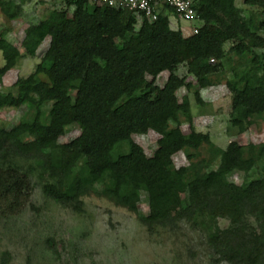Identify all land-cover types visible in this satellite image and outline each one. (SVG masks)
Here are the masks:
<instances>
[{"label":"trees","instance_id":"16d2710c","mask_svg":"<svg viewBox=\"0 0 264 264\" xmlns=\"http://www.w3.org/2000/svg\"><path fill=\"white\" fill-rule=\"evenodd\" d=\"M243 4L246 10L235 0H192L201 25L188 36L171 27L174 12L165 5L136 29L133 13L95 0H64V9L28 26L23 54L3 31L0 85L20 58L33 59L46 39L49 44L31 74L0 91V111L24 107L30 114L0 125V207L19 212L38 174L43 195L76 214L91 194L116 206L127 200L148 234L180 227L196 233L210 264H264V143L217 147L194 129L188 96L194 89L195 105L204 107L200 90L224 85L229 130L243 134L264 122V0ZM0 10L8 21L21 13L9 0H0ZM180 67L194 82L177 75ZM164 72L168 78L158 87ZM180 89L187 91L181 99ZM72 126L79 136L60 144ZM149 131L159 136L150 157L134 142ZM179 153L187 164L173 169ZM236 171L241 185L228 180ZM143 195L146 215L139 210ZM177 203L182 208L174 215ZM218 220L228 226L220 229ZM11 260L0 251V264Z\"/></svg>","mask_w":264,"mask_h":264},{"label":"rangeland","instance_id":"374dc122","mask_svg":"<svg viewBox=\"0 0 264 264\" xmlns=\"http://www.w3.org/2000/svg\"><path fill=\"white\" fill-rule=\"evenodd\" d=\"M9 1L13 7L20 8L21 13L17 19L8 21L0 10V34L5 31L6 40L18 48L21 54V42L26 28L42 20L50 11L64 9V0ZM243 3L244 0H235L238 8H244ZM160 6L164 5L160 4L156 12ZM72 11L73 8H70L68 13L71 14ZM254 17L259 18L256 14ZM200 25L199 20L192 23L181 22V26L186 28L185 34ZM139 26L137 23L136 29ZM48 44L49 39H46L35 58H20L17 65L3 77L0 91L11 88L18 78L31 74ZM234 64V59L226 62L227 68ZM2 65L0 53V67ZM177 75L186 78L187 82H194L192 77L187 76L184 67L178 69ZM167 78L168 73L160 74L156 85L162 87ZM192 92L188 96L191 101L193 127L198 132L208 133L217 147L224 149L229 142H236L241 146L264 143L262 121H258L243 134L228 129L231 98L224 85L200 90L204 107L195 105ZM185 95V89L177 92L179 99ZM70 96L75 100L78 94L72 91ZM29 117L30 114L24 107L5 108L0 111V125L10 127L19 121L28 120ZM180 129L185 135L190 132L186 124ZM79 134L78 127L72 126L58 142L68 143ZM158 139L156 133L149 131L145 135L135 136L134 142L150 157L156 149ZM199 154L203 157L205 150L201 149ZM186 164L184 155L179 153L173 159L172 168L177 169ZM29 166L25 164L24 169ZM32 178L35 181L34 190L28 203L19 212L11 214L6 208L0 207V251L10 253L12 260L9 264H25L27 259L31 264H210L198 235L185 227L175 231L160 229L148 234L128 209L127 200L116 206L95 194L83 198L84 212L76 214L43 195L40 187L42 181L38 174H34ZM228 180L241 185L243 174L233 172L228 176ZM181 208L182 203L174 205L173 214H178ZM139 210L145 215L148 212L144 195ZM217 225L223 229L228 226V222L218 220Z\"/></svg>","mask_w":264,"mask_h":264},{"label":"built area","instance_id":"2783aa9c","mask_svg":"<svg viewBox=\"0 0 264 264\" xmlns=\"http://www.w3.org/2000/svg\"><path fill=\"white\" fill-rule=\"evenodd\" d=\"M95 3L98 6L127 10L133 13L139 24L144 18L150 21L155 20L156 8L160 4L172 9L175 17L181 22L192 23L197 20L192 0H95ZM196 33L197 28L192 29V34Z\"/></svg>","mask_w":264,"mask_h":264},{"label":"crops","instance_id":"0c3cea01","mask_svg":"<svg viewBox=\"0 0 264 264\" xmlns=\"http://www.w3.org/2000/svg\"><path fill=\"white\" fill-rule=\"evenodd\" d=\"M161 7L162 6H160L159 9ZM159 9H158V11H159ZM170 23H171V27L172 28L173 27H174V29L179 28L182 31V33H183L184 36H187V35L192 34V32H190V31L187 32L186 34L184 33L186 28H184L183 26H181V21H179L174 15H171V17H170Z\"/></svg>","mask_w":264,"mask_h":264}]
</instances>
